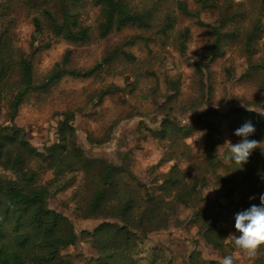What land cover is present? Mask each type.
<instances>
[{
    "label": "rangeland",
    "instance_id": "rangeland-1",
    "mask_svg": "<svg viewBox=\"0 0 264 264\" xmlns=\"http://www.w3.org/2000/svg\"><path fill=\"white\" fill-rule=\"evenodd\" d=\"M0 1L7 5L0 17V36L10 38L13 47L28 60L34 85L43 84L55 64L66 56L70 71L96 68L88 76L65 74L42 90L29 91L10 121L9 103L21 81L17 63L10 65L6 78L9 86L1 99L0 127L21 128L27 142L43 154L59 142L57 126L63 114L71 115L76 142L87 159H105L114 166L127 167L137 180H128L129 174L123 178L131 186L154 194L158 193V177L170 166L164 158L174 151L177 168L188 178L203 176L205 181L196 182L186 204L172 202L168 228L150 232L141 240L137 264H147L154 255L173 264H190L193 249L200 253L202 264H220L226 255L233 254L234 245L227 238L238 234L235 208L242 194L234 184H228L230 181L223 185L224 181L216 179L234 171L232 161L226 159L225 143L239 142L229 127L232 110L264 113V14L262 31L249 50L251 57L244 47L245 26L235 38L229 35L231 25H221L223 53L213 57L210 45L214 37L208 26L218 27L220 8L232 12L243 3L250 9L254 7L250 0H210L209 7H201L196 0H178L186 5L190 16L169 0L165 6L174 18L171 30L160 33L156 21L149 29L128 27L102 39L97 36L102 16L90 0ZM43 10L58 24L67 21L75 30L87 28L88 40L71 42L54 36ZM33 15L39 18L40 34L34 31ZM162 17L161 10L155 14L157 20ZM182 34L184 40L180 39ZM2 66L0 63V69ZM178 128L188 131L181 133ZM213 159V166L205 169L204 163ZM3 177L10 174L0 167ZM51 178L50 171L40 173L41 184ZM83 183V172L67 175L54 183L48 199L49 208L65 217L78 236L74 246L61 252V257L69 258L72 264H87L95 257L89 244L80 240L81 231L92 232L103 222H115L112 218H82L76 213V200L93 193L91 184L86 190L80 189ZM205 226L226 233L223 250L216 251L202 237ZM236 264H264V247L255 258L241 256Z\"/></svg>",
    "mask_w": 264,
    "mask_h": 264
},
{
    "label": "trees",
    "instance_id": "trees-1",
    "mask_svg": "<svg viewBox=\"0 0 264 264\" xmlns=\"http://www.w3.org/2000/svg\"><path fill=\"white\" fill-rule=\"evenodd\" d=\"M167 1L169 0H90L93 6L99 8L102 16V22L97 27L98 38H105L112 31L128 27L149 29L156 21L160 33L171 30L174 18L170 8L165 6ZM171 1L182 14L192 15L183 2ZM196 1L201 7L211 6L210 0ZM250 4L254 7L247 9L243 3H239L232 12L220 8L218 27L208 26L214 37L210 45L213 57L223 53L220 44L222 34L219 32L221 25H231L229 35L235 38L240 36L238 31L245 26V30H242L245 31L244 47L248 57L251 55L252 51L249 50L262 31L264 0H250ZM6 6V2L0 1V17L5 13ZM160 10L163 17L157 20L155 14ZM42 15L50 22V30L54 36L71 42L88 40L87 28L75 30L74 24L67 21L58 24L46 10L42 11ZM31 20L35 33L40 34L39 18L33 15ZM180 39L184 40L185 35L182 34ZM0 63L3 64L0 69V115L1 99L9 86L6 78L9 69H12L10 65L17 63L21 76L20 88L9 103L10 121L29 91L42 90L65 74L85 77L96 69L94 67L86 72L70 71L66 68V56L55 64L43 84L34 85L30 63L13 47L10 38L4 36H0ZM232 116L229 127L233 134L237 128L250 121L256 131L249 139L264 141V117L261 114L234 109ZM71 120V115L63 114V119L57 126L59 142L47 147L43 154L27 142L21 128L15 125L0 127V167L10 174V177L0 178V264H72L69 258L65 260L61 257V252L74 246L79 241L78 236L69 221L50 209L48 204L52 195L51 187L67 175L83 172L84 183L80 189L86 190L90 184L93 186L91 196L75 202V211L80 217L115 220L112 223H101L92 232H80V240L87 242L95 253V257L90 258L87 264H137L141 240L150 232L168 228L172 202L186 204L195 191L196 182L205 181L203 176L198 179L193 176L188 178L187 174L177 168L178 157L173 156V151L171 156L164 158V161L170 162V166L166 173L158 177L160 184L157 186V194L133 187L123 178V175L129 174L128 180H137L128 173L127 167H117L105 159H87L84 156L76 142ZM178 129L181 133L188 131V128ZM160 135L162 138L166 137L163 129L160 130ZM213 162L215 159L208 164L204 163V168H210ZM232 163L234 171L228 177L219 176L216 180L224 181L223 185L227 180L230 181L228 184H234V189L242 194V201L235 208L236 211L246 210L252 205L259 206L260 196L264 191V152L256 148L242 166L234 161ZM45 171H50L52 178L41 184L40 173ZM201 230L202 237L213 249L223 250L226 244L223 242L225 232L215 231L213 226H205ZM238 235L239 233L236 236ZM200 256L193 249L189 257L190 264H202ZM147 264L173 263L161 255H154ZM206 264L218 263L208 261Z\"/></svg>",
    "mask_w": 264,
    "mask_h": 264
},
{
    "label": "clouds",
    "instance_id": "clouds-1",
    "mask_svg": "<svg viewBox=\"0 0 264 264\" xmlns=\"http://www.w3.org/2000/svg\"><path fill=\"white\" fill-rule=\"evenodd\" d=\"M249 110L253 109L249 108ZM260 113L264 115V113ZM255 131L256 129L250 121L237 128L234 131V135L241 139L235 144L231 143V141L225 142L228 145V156L226 159L242 166L247 162L253 150L256 148L264 150L262 148L264 141L249 139ZM234 227L239 235H229L227 239L234 245L235 252L226 255L220 261V264H236V261L241 256L253 259L261 247H264V194L260 196L259 206L252 205L235 215Z\"/></svg>",
    "mask_w": 264,
    "mask_h": 264
}]
</instances>
